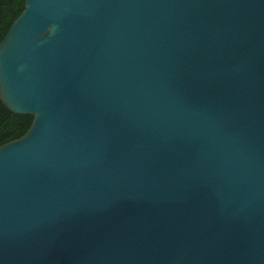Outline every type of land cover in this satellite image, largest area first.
Wrapping results in <instances>:
<instances>
[{
	"label": "water",
	"instance_id": "obj_1",
	"mask_svg": "<svg viewBox=\"0 0 264 264\" xmlns=\"http://www.w3.org/2000/svg\"><path fill=\"white\" fill-rule=\"evenodd\" d=\"M0 101V264H264V0H23Z\"/></svg>",
	"mask_w": 264,
	"mask_h": 264
},
{
	"label": "trees",
	"instance_id": "obj_2",
	"mask_svg": "<svg viewBox=\"0 0 264 264\" xmlns=\"http://www.w3.org/2000/svg\"><path fill=\"white\" fill-rule=\"evenodd\" d=\"M23 7V0H0V39ZM31 123V116L11 113L0 101V145L20 137Z\"/></svg>",
	"mask_w": 264,
	"mask_h": 264
}]
</instances>
